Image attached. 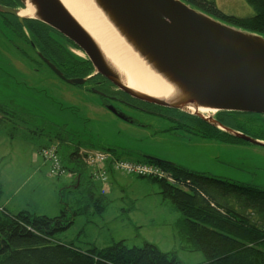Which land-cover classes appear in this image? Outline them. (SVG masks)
<instances>
[{"label": "rangeland", "instance_id": "374dc122", "mask_svg": "<svg viewBox=\"0 0 264 264\" xmlns=\"http://www.w3.org/2000/svg\"><path fill=\"white\" fill-rule=\"evenodd\" d=\"M215 1L218 8L228 14L247 17L256 11L248 0ZM24 39L23 34H17L0 19V52L13 69L27 71L29 57L21 49H28ZM47 66L36 63V70L28 73L30 81H0V102L26 115L25 119H5L0 124V184L3 190L0 208L11 213L30 210L56 216L61 213L60 191L66 189L63 198L68 204V216H73L74 222L56 233L55 241L72 242L83 249L95 245L106 247L121 239H126L129 246H142L149 241L164 251L177 252L184 264H202L205 261L202 251L183 247L178 226L183 214L159 193V182L116 169L119 160L115 162L117 159L111 151L99 147L125 149L122 158L132 161L142 154L150 155L264 187V146L246 140L232 142L220 135L190 132L184 128L172 134L167 129L171 131L173 123L165 117H150L138 111L134 113L144 120L143 124L121 121L101 106L100 97L62 81ZM62 127L67 141L77 135L78 140L98 147L94 150L96 155H105L98 163H91L84 153H92V150L86 146L82 149L81 158L88 168L80 186H73L79 171L71 172L64 164L58 172L54 159L44 154L46 148L54 145L62 155L65 143L60 145L57 137ZM66 165L74 168L77 163L66 159ZM90 172L108 180L101 183L93 177L96 190L107 192L109 202L103 213L96 212L94 207L78 213L79 207L84 205L82 199L90 184Z\"/></svg>", "mask_w": 264, "mask_h": 264}, {"label": "water", "instance_id": "95a60500", "mask_svg": "<svg viewBox=\"0 0 264 264\" xmlns=\"http://www.w3.org/2000/svg\"><path fill=\"white\" fill-rule=\"evenodd\" d=\"M20 1L23 8L0 5V11L58 30L86 53L96 73L122 91L264 146V140L217 116L221 111L264 115V34L228 23L186 0H82L83 19L58 0ZM68 82L82 84L86 78Z\"/></svg>", "mask_w": 264, "mask_h": 264}, {"label": "trees", "instance_id": "16d2710c", "mask_svg": "<svg viewBox=\"0 0 264 264\" xmlns=\"http://www.w3.org/2000/svg\"><path fill=\"white\" fill-rule=\"evenodd\" d=\"M5 1L11 6L21 5L20 0ZM186 1L204 10L208 8L217 12L212 15L235 26L264 34V0H248L256 11L247 17L225 13L218 8L215 0ZM11 17L18 22L17 18ZM30 22L36 23L37 43L41 46L42 27H52L39 20ZM53 59L57 65L62 66L61 59ZM86 63L89 69L85 66V73L81 76H86L93 70L90 60ZM25 116L0 102V124L5 119L22 120ZM219 120L264 140V115L221 111ZM207 126H197L193 132L220 135L232 142L242 140L222 129L209 124ZM57 135L60 145L65 143L60 159L71 172L79 171L73 186H80L85 169L88 168L81 158V151L85 146L89 150L98 147L94 143L78 140L77 135H73L72 141H67L64 127L57 131ZM99 148L111 151L117 160L132 161L122 158L127 151L125 149L112 146ZM66 159L75 161L77 165L74 168L68 167ZM136 161L154 164L165 172L162 176H140L159 182L163 197L182 212L178 226L183 247L202 251L205 255L202 264H264V187L197 171L179 163L153 161L144 154ZM93 177L100 182L108 181L89 173L90 184L85 189L82 199L84 205L79 207L78 213L86 212L92 207L96 212L103 213L107 208V192L96 190ZM64 190L60 191L61 213L56 216L36 214L30 210L11 213L0 208V264H184L177 252L164 251L149 241H145L142 246H129L126 239H121L106 247L95 245L87 249L72 242L55 241L56 233L67 229L74 222L73 216H68V204L63 198ZM2 191L0 184V197Z\"/></svg>", "mask_w": 264, "mask_h": 264}, {"label": "flooded vegetation", "instance_id": "af4514ba", "mask_svg": "<svg viewBox=\"0 0 264 264\" xmlns=\"http://www.w3.org/2000/svg\"><path fill=\"white\" fill-rule=\"evenodd\" d=\"M8 4L10 3L5 0H0V5L7 7L20 9L24 6L22 3L19 6H11ZM11 16L17 18L18 22ZM0 19L8 26L12 27L17 34L24 35V42L28 49L26 50L25 47L21 49L23 50V53L27 54L29 57V69L27 71L17 70L10 66L9 61L0 52V81H30L28 73H30L32 69L36 70V68H34L36 63L39 62L50 67L44 59L47 58L64 75V78H60L62 81L68 82L69 78H86L85 83L76 85L82 88L84 93L95 94L100 97L101 106L105 107L121 121L135 125L143 124L144 120L140 119L139 116L134 113L135 111H138L139 114L148 115L150 117H165L168 121L173 123V126H170L173 127L171 128L172 130L170 131L167 129V131L172 134L179 132V129L182 128L191 132L195 130L197 126L204 128L208 127L207 123L196 116L183 113L179 110L164 108L134 98L128 93L122 91L118 86L113 84L111 80L104 77L102 74L96 73L94 69L90 74L81 76L85 73V66L89 69V66L86 63L89 58L75 42L58 30L42 27L41 38L43 43L41 46H38V31L36 23L30 22L36 19L25 18L21 21L16 14L3 11H0ZM22 29L24 30L22 31ZM53 57L61 59L62 66L57 65ZM90 66H92V64H90ZM50 69L53 70L51 67ZM55 74L58 76L56 72ZM119 113H121L123 117L120 116ZM217 116L218 118L220 117V112ZM208 130L209 129H207V131Z\"/></svg>", "mask_w": 264, "mask_h": 264}, {"label": "built area", "instance_id": "2783aa9c", "mask_svg": "<svg viewBox=\"0 0 264 264\" xmlns=\"http://www.w3.org/2000/svg\"><path fill=\"white\" fill-rule=\"evenodd\" d=\"M44 154L46 157L50 159H54V168L60 172L62 170V161L60 159L59 153L56 150V147L52 145L44 150ZM85 155L89 156V161L98 163L99 160H103L105 155L103 153H98L95 157L92 153L85 151ZM84 156V157H87ZM116 160L115 162H117ZM112 166V165H111ZM117 169L127 171L129 173H136L139 175L144 174H154V176H162L165 172L160 169L159 167L155 166L154 164H144L142 162H135V161H124L119 160L117 164ZM101 178V177H100Z\"/></svg>", "mask_w": 264, "mask_h": 264}, {"label": "bare ground", "instance_id": "6f19581e", "mask_svg": "<svg viewBox=\"0 0 264 264\" xmlns=\"http://www.w3.org/2000/svg\"><path fill=\"white\" fill-rule=\"evenodd\" d=\"M62 5H64L65 7H67L68 9L72 10L73 12L76 13V15H78L79 17H81L82 19L84 18L85 15V7L83 4L82 0H58ZM87 21V20H86ZM84 21V22H86ZM114 63L116 64L117 67H120L119 61L114 59ZM95 150V149H94ZM92 150V153H94V156L96 157L97 152Z\"/></svg>", "mask_w": 264, "mask_h": 264}, {"label": "clouds", "instance_id": "9594fccd", "mask_svg": "<svg viewBox=\"0 0 264 264\" xmlns=\"http://www.w3.org/2000/svg\"><path fill=\"white\" fill-rule=\"evenodd\" d=\"M62 165H64L63 162H62Z\"/></svg>", "mask_w": 264, "mask_h": 264}, {"label": "crops", "instance_id": "0c3cea01", "mask_svg": "<svg viewBox=\"0 0 264 264\" xmlns=\"http://www.w3.org/2000/svg\"><path fill=\"white\" fill-rule=\"evenodd\" d=\"M159 193H160V190H159Z\"/></svg>", "mask_w": 264, "mask_h": 264}]
</instances>
